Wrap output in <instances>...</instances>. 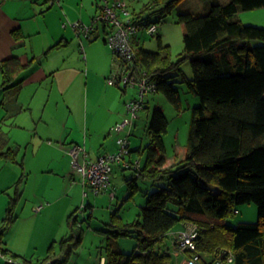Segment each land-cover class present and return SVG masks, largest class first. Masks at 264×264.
Instances as JSON below:
<instances>
[{
	"label": "trees",
	"instance_id": "1",
	"mask_svg": "<svg viewBox=\"0 0 264 264\" xmlns=\"http://www.w3.org/2000/svg\"><path fill=\"white\" fill-rule=\"evenodd\" d=\"M202 1L204 12L177 13L175 22L181 26L184 47L176 56L172 46L162 41L158 29L183 0H149L136 13L125 5L133 21L144 27L158 25L154 34L142 30L145 35L157 36V50L135 44L138 33L133 37L134 73H144L154 84L150 93L161 91L178 110L183 107L178 83H186L188 91L200 98L201 103L193 108L185 156L176 154L172 164L166 165L164 138L169 121L161 108L155 107L152 111L147 129L149 144L134 149L130 140L128 155L132 151H139L140 155L146 152V158L144 163L141 158L131 161L133 164L138 160L139 168L119 163L124 169L135 170L128 181L132 190L128 197L139 190L138 178L151 181L152 189L144 193L145 202L133 221L124 220L118 208L112 211L110 228L101 230L108 234L101 257L105 258L103 264H172L175 246L165 241L169 234L179 226L183 230L190 221L198 226L192 253L199 256L200 264H264V27L245 24L234 17L240 9L264 7V0ZM118 11L121 17H126ZM98 22L112 28L107 22ZM113 55L116 59L114 52ZM186 61L191 63L192 76L182 68ZM25 67L18 57L3 60L2 87L9 88ZM109 74L107 80L111 85L121 91L128 90L129 86L111 83ZM135 96L132 94L131 99ZM145 99L143 109L147 107ZM18 153L19 147L10 146L8 131L0 126V157L18 162L23 171L9 201L4 227L16 220L15 208L22 196L25 173ZM83 185L86 191H91L88 185ZM111 187L112 174L108 190L114 191L115 196V189ZM251 202L258 206L257 221L228 222L237 205ZM76 213L77 209L69 215L72 225L77 222ZM4 227L0 231V250L8 254L2 246ZM120 237L136 238L134 249L123 251L116 242ZM82 238L83 230L65 235L60 240L58 255L52 252L51 244L43 259L34 262L23 257L22 261L24 264H66Z\"/></svg>",
	"mask_w": 264,
	"mask_h": 264
},
{
	"label": "crops",
	"instance_id": "2",
	"mask_svg": "<svg viewBox=\"0 0 264 264\" xmlns=\"http://www.w3.org/2000/svg\"><path fill=\"white\" fill-rule=\"evenodd\" d=\"M115 1L118 0H110L111 3ZM122 1L130 11L136 13L149 0ZM195 3L198 1L195 0ZM100 4L101 0H63L61 3L50 0H0V65L3 60L11 57H18L26 65L6 89L2 87L0 72V126L8 131L10 146L19 147L17 158L19 161L23 160L25 173L13 227L17 223L25 224L33 213L30 210L28 216L20 217L18 210L23 198L27 197L25 202H30L31 206L37 200L40 203L35 206H40L48 197L44 178L47 174L56 173L60 169L69 173L74 170L69 154L72 145L85 146L87 161L117 149L118 135L112 130V126L126 116L125 103L132 96L127 95L125 98L128 90H118L107 80L115 57L106 43L110 26L104 23L100 26V22L94 21ZM76 21L93 25L91 34L82 37L75 31L78 35H74L69 24ZM181 31L175 21L162 22L158 29L162 41L170 45L173 33L177 35V41L181 40ZM144 37L145 33L140 31L134 37L135 44L144 46ZM77 45H81L80 51H84L82 58L78 54ZM128 132H132V129L127 130ZM134 152L136 151H132L127 157L130 161L138 159ZM79 157L80 161L84 160L81 153ZM173 162L174 158L167 157L166 165ZM7 166L5 175L0 179V192L3 193L10 187L15 189L23 174L18 162H9L0 157L2 171ZM117 166L124 169L120 164ZM17 167L21 168L20 173ZM32 173H36L37 177H30ZM39 174L44 177H38ZM81 184L84 188L83 183ZM77 185V181L74 182L72 190ZM30 186L31 190H36L32 194V199L37 197L35 200L26 196ZM42 186L44 193L39 196L37 192ZM76 190L80 191V185ZM109 194L112 197L110 192ZM13 195L9 194L10 199ZM2 196L5 199H0V205H4L8 198L3 194ZM88 203L94 206L91 201ZM50 205L52 203L44 210ZM73 205L72 201L70 207ZM42 208L40 210L43 211ZM24 224L17 226L18 230L13 235H10V231L7 237L3 234L2 246L8 250V256L16 254L18 260L25 257L36 262L39 258L34 260V256L28 257L23 252V249L31 251L33 245L31 229ZM181 228L179 226L176 232ZM167 240L173 244V234H169L166 243ZM46 241L47 245L48 237ZM35 248H39L38 244ZM173 251L177 256L183 254ZM104 260L103 257L100 262L104 263Z\"/></svg>",
	"mask_w": 264,
	"mask_h": 264
},
{
	"label": "rangeland",
	"instance_id": "3",
	"mask_svg": "<svg viewBox=\"0 0 264 264\" xmlns=\"http://www.w3.org/2000/svg\"><path fill=\"white\" fill-rule=\"evenodd\" d=\"M198 3H195V0H183L177 8L173 11V13L166 17L167 21H176V16L178 12L183 10H189L193 12H203L204 10V2L202 0H196ZM219 2H226L229 0H216ZM199 3L201 6H199ZM234 17L241 20L245 24H254L257 26L264 27V7L255 8L251 10H242L240 9L237 13L234 14ZM180 26L178 23H176ZM100 26L103 23H99ZM91 26V25H90ZM181 27V26H180ZM69 29L73 31L74 35H78L72 23L69 24ZM161 32V29H160ZM183 32L181 31V40H178L176 34H172L170 42L171 48L173 52V56H176L180 52L183 51ZM84 34H82V37ZM103 39V36H101ZM144 46L149 50H157L158 49V40L157 36H148L145 35L143 40ZM108 45V44H107ZM81 45H77V51L81 58L85 55L84 51H80ZM112 51V50H111ZM104 54V53H103ZM183 70L188 74V76H192V66L190 61H186L182 65ZM110 71V70H109ZM119 90V88L117 87ZM178 89L182 96L183 107L181 110H178L170 101L167 99L164 93L161 91L150 93L146 96V104L147 107L140 111V117L136 121V126L132 128L131 135L129 136L131 140V146L134 149L138 147H145L150 142V137L148 135L147 129L149 126V122L152 116V111L155 107L161 108L168 121V130L165 134V145H166V156L169 159H173L176 154L181 157L185 156L186 145L188 142V137L191 129V122L193 117V108L198 106L201 101L200 98L195 96L193 93L188 91L186 83H178ZM132 94L136 95V88L133 86L128 87V92L125 94V98L128 95L129 97ZM36 103V100H35ZM113 130V129H112ZM117 146H118V138L120 133L117 132ZM104 135V133H102ZM115 133L112 132V135ZM122 135L127 134V130L121 133ZM116 136V134H115ZM115 136L113 138H115ZM103 137H101L102 139ZM135 156L141 158L144 163L146 158V152H143L141 155L139 151L134 152ZM128 159V158H127ZM79 160L80 157H79ZM136 160V159H135ZM12 165V164H10ZM72 165V164H71ZM1 166L4 165L1 163ZM117 164L114 165V171L112 173V189H115V197H111L108 188L102 190L98 195L93 193L92 191L86 192L85 187L83 188L82 177L79 173L75 172V170L68 171H60L56 173H49L47 176L38 175V177H44L46 180V189L47 195L46 199L43 201V211H36L35 205H39L38 201H34L33 206H31L30 202H25L26 198H23L22 203L19 207L18 212H20V217L25 218L30 214V210L32 213L31 217L27 219V222L17 223L9 227H4L6 225L5 218L8 216V206L9 201L11 200L9 194L13 195L14 189L12 187L5 190L3 193L0 192V199L4 198L2 196L5 195L7 201L4 205H0V231L4 227L6 230L3 231L4 235L7 237V233L10 231V235L15 233V230H18L17 226L28 225L31 229V233L33 234L32 240V248L23 249V252H26L28 257H33L36 259H43L47 256L49 252V247L53 244L52 252L59 254L60 251V240L65 235H70L73 232L79 233L83 230V238L81 244L74 249L71 253L70 258L66 264H99L102 255L104 254L105 249L103 247L106 246L108 242V234L101 231L102 229L110 228L108 224L110 222L112 211L117 208L120 209V214L123 216L126 221H133L138 217V213L140 211V205L145 202L144 193L146 191H150L152 189V182L146 179L138 178L136 181L139 185V190L133 192V195L128 197L132 192L131 187L128 184V181L135 175V170L131 168L120 169ZM1 167V168H2ZM14 167H16L14 165ZM0 168V179L3 177L4 172L8 169V166L2 171ZM19 173L21 172V168H16ZM39 173V172H38ZM30 177H37L36 173H32ZM79 179V180H78ZM77 181V184L80 185V191H77L78 185L75 189L72 190V185ZM41 189L37 192L39 196H42L44 191ZM36 192V190H31V186L27 190L26 196L31 200L37 199L34 197L32 199V194ZM128 197V198H127ZM67 198V199H66ZM5 199V198H4ZM56 201V202H55ZM74 202V205L70 207V203ZM91 201V204L94 206H87L88 202ZM49 203H52V206L47 208L45 207ZM6 206V207H5ZM25 206V209H24ZM31 206V209H30ZM77 209V222L75 225H72L73 219H69V215ZM69 210V211H68ZM66 211V212H65ZM68 211V212H67ZM17 213V211H16ZM19 218L21 221L22 219ZM258 220V206L256 203H244L237 205L236 210L229 217V221L231 224H236L241 221H249L254 222ZM182 225V223H180ZM179 224L177 225V227ZM7 231V232H6ZM6 232V233H5ZM48 237V244L46 245ZM110 241H114L113 238H110ZM117 244L123 251L130 252L134 249L137 244V239L134 237H120ZM168 242V240H167ZM38 244L39 248L36 249L35 246ZM28 250V252H27ZM4 257L0 256V264H12L8 262ZM184 256H176L172 253L171 262L172 264H179L182 261ZM22 263H24L22 261ZM226 264H231L227 262Z\"/></svg>",
	"mask_w": 264,
	"mask_h": 264
},
{
	"label": "built area",
	"instance_id": "4",
	"mask_svg": "<svg viewBox=\"0 0 264 264\" xmlns=\"http://www.w3.org/2000/svg\"><path fill=\"white\" fill-rule=\"evenodd\" d=\"M50 1L61 3L63 0ZM125 5L123 1L111 3L110 0H102L101 10L94 19V21L107 22L112 27L106 41L117 58L111 65L109 81L137 88V96L126 103L127 116L112 126L113 130H117L120 133L117 149L114 152L100 155L95 160L87 161L85 160L87 152L84 145L74 144L69 148L73 169L82 176L83 184L88 185L89 189L97 195L103 189L109 188L115 164L122 163L124 166L132 164L131 161L126 160L129 154V136L131 132L124 135L121 133L129 130L134 125L135 120L139 118L140 111L144 107L146 95L154 90V84L150 82L144 73H134L133 62L136 52L132 40L142 30H146L149 34H154L158 29V25L152 24L144 27L133 21ZM119 9L126 17H121ZM72 26L78 34H84V36H89L93 29V25H86L81 21L73 22ZM80 153L84 156L83 161L79 160ZM132 165L135 168H139L140 162L137 160ZM111 195L114 196V191L111 192ZM42 207L43 205L37 206L36 210L39 211ZM197 236L198 226L191 221L185 224L183 230L173 232L175 250L177 253L184 254V258L179 264H200L199 256L192 253L196 248L195 239ZM0 256L12 264H24L22 260L8 256L1 251ZM229 261H232V257L229 258ZM99 264H103V262Z\"/></svg>",
	"mask_w": 264,
	"mask_h": 264
}]
</instances>
